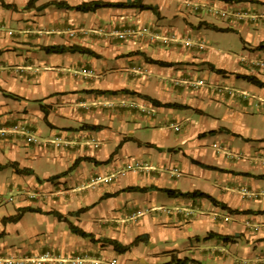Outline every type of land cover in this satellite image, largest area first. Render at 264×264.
<instances>
[{"label":"crops","instance_id":"1","mask_svg":"<svg viewBox=\"0 0 264 264\" xmlns=\"http://www.w3.org/2000/svg\"><path fill=\"white\" fill-rule=\"evenodd\" d=\"M29 1L0 0V126L22 123L35 141L0 139V164H15L0 170V257L264 264V71L253 64L264 60V0H141L151 8L89 12L73 7L127 0ZM129 27L178 39L164 48L115 37ZM186 38L204 50L183 46ZM190 77L204 85L174 84ZM132 161L149 170L120 175ZM24 207L41 212L3 222ZM136 237L124 253L102 241Z\"/></svg>","mask_w":264,"mask_h":264},{"label":"built area","instance_id":"2","mask_svg":"<svg viewBox=\"0 0 264 264\" xmlns=\"http://www.w3.org/2000/svg\"><path fill=\"white\" fill-rule=\"evenodd\" d=\"M253 20V19H252ZM67 34L69 37H73L75 34H78V30H68ZM144 36L147 41L151 43H158L163 46H168L173 44L177 41V36L174 32L165 33V35H158L153 30H149L148 28H139V27H129L123 29L121 31L115 32V37L119 40L125 41L131 38H138ZM182 45L187 48L195 47L196 50H204V46L202 43L193 44L189 38L184 39ZM254 66L258 69L264 70V61L261 59L255 60L253 62ZM176 86H188L190 88H197L204 85V81L202 79L197 80H187L185 82L174 81ZM182 127V124L172 125V129L177 132ZM14 136H21L23 140L27 144H31L34 139L29 135V132L26 126L22 123H14L8 127L0 126V139L6 140L10 137ZM96 147V145H94ZM133 170H145L148 171V167L145 164H141L135 161L126 163L125 167H123L120 171V175H124L126 171H133ZM99 179V178H98ZM97 179V180H98ZM100 180V179H99ZM113 180L112 177H107V179L103 180L104 182H111ZM170 211L167 210V213ZM140 215L139 211H134L131 216L137 217ZM0 264H87V255H81L76 257H71L65 260L60 255H56L53 252L45 251L38 257L32 258H24V259H16L10 255L7 257H0ZM88 264H116V260L112 259L110 261L99 260L94 261L93 263Z\"/></svg>","mask_w":264,"mask_h":264},{"label":"trees","instance_id":"3","mask_svg":"<svg viewBox=\"0 0 264 264\" xmlns=\"http://www.w3.org/2000/svg\"><path fill=\"white\" fill-rule=\"evenodd\" d=\"M140 1L141 0H127L124 3H102L100 1H92L89 3H81L79 5H76L75 7H73L76 11H80V12H89V11H94L98 8H102V7H138L140 9H149L151 7H146L143 5H140ZM31 2V0L27 3L26 7L29 6V3ZM6 7H9V5H5ZM44 50L47 53H64V52H70V53H74V52H80V53H84V54H88V55H92V52L88 51L85 48L79 47V46H49V47H45ZM154 62L156 64H160V65H164V62H160V61H151ZM131 94H135L133 92H131ZM162 106H175L173 104H163ZM85 127V126H83ZM89 128L91 129H97V127L95 126H90ZM87 160V159H84ZM89 160V159H88ZM77 161H75L72 166L68 169L67 172L73 170V168L76 166ZM15 166L14 163H7L4 165L0 164V170H3L7 167H13ZM16 171H18V173H25V174H31L32 172L29 169H16ZM127 190L129 191H142L143 189H138L137 187H128ZM159 191L164 192L167 196L169 197H173V198H177V197H191V196H195V197H201V198H206L208 200H210L211 202H215L214 199H212L209 195L201 193V192H192V193H182L180 191L177 190H172V189H157ZM83 211V209H79L78 211H76L74 214H80ZM25 212H38L40 213L41 211L39 209H32L29 207H24V208H19L16 212L15 215L13 216H9L6 217L3 220V222H17L21 215ZM47 214H52L54 217L57 218L58 221H62L65 222L68 226L69 231L76 235L79 236L81 238H88L90 240L94 239L92 238V235L90 233H86L83 230H81L80 228L76 227L75 225H73L71 222H69L66 218L62 217L61 215H59L57 212H48ZM141 237H136L132 243H130L129 245H120L119 243H117L115 240H111V239H102L103 242L107 243L108 245L112 246V248L114 249V251L116 253H124L126 252L133 244L137 243L140 240ZM143 238V237H142Z\"/></svg>","mask_w":264,"mask_h":264},{"label":"rangeland","instance_id":"4","mask_svg":"<svg viewBox=\"0 0 264 264\" xmlns=\"http://www.w3.org/2000/svg\"><path fill=\"white\" fill-rule=\"evenodd\" d=\"M223 5H224V4H223ZM224 6H225V9H224V10H228V9H227V6H226V5H224ZM171 31H173V30H171ZM203 44H204V43H203ZM164 48H165V46H164ZM164 48H163V49H164ZM190 50H191V49H190ZM199 51H200V50H199ZM202 51H203V50H202ZM263 61H264V60H263ZM260 70H261V69H260ZM262 71H264V70H262ZM190 78H191V79H197V77H194V78L190 77ZM137 217H138V216H137ZM137 217H136V218H137ZM76 238H77V236H76ZM56 253H58V252H55L54 254H56ZM89 253H90V252L76 253V256H78V255L81 256V255H84V254H86V255H90Z\"/></svg>","mask_w":264,"mask_h":264}]
</instances>
